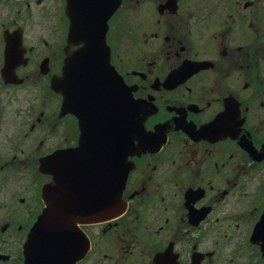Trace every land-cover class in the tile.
<instances>
[{
  "label": "flooded vegetation",
  "instance_id": "1",
  "mask_svg": "<svg viewBox=\"0 0 264 264\" xmlns=\"http://www.w3.org/2000/svg\"><path fill=\"white\" fill-rule=\"evenodd\" d=\"M6 1L35 22L0 23V264L48 183L120 190L75 264H264V0Z\"/></svg>",
  "mask_w": 264,
  "mask_h": 264
},
{
  "label": "water",
  "instance_id": "2",
  "mask_svg": "<svg viewBox=\"0 0 264 264\" xmlns=\"http://www.w3.org/2000/svg\"><path fill=\"white\" fill-rule=\"evenodd\" d=\"M5 38H15V36L5 33ZM141 127L142 121L139 120V136L142 135ZM146 142L144 140L142 144L145 145ZM50 158L47 157L42 161L41 169L45 173H52ZM114 187L107 186L105 197L102 196L100 201L98 198L92 200L93 193H91L90 198L85 195L80 204L77 202L75 204V202L69 201L72 198L62 197L61 195L64 194L61 191L56 197L54 195L56 187H53L51 183L44 185L45 207L24 243V264H75L81 259L87 252L89 244L77 225L79 222L90 223L105 219L118 212V205L110 204L111 200L117 201L121 195L120 190ZM58 189L60 190L61 187L59 186ZM54 198L56 199L54 200Z\"/></svg>",
  "mask_w": 264,
  "mask_h": 264
},
{
  "label": "rangeland",
  "instance_id": "3",
  "mask_svg": "<svg viewBox=\"0 0 264 264\" xmlns=\"http://www.w3.org/2000/svg\"><path fill=\"white\" fill-rule=\"evenodd\" d=\"M17 7L10 1H0V23L5 24H21L30 28L35 20L33 15H29L26 11L19 13Z\"/></svg>",
  "mask_w": 264,
  "mask_h": 264
}]
</instances>
